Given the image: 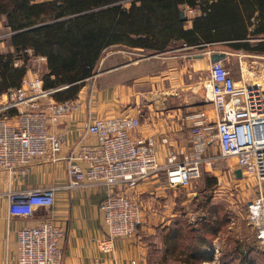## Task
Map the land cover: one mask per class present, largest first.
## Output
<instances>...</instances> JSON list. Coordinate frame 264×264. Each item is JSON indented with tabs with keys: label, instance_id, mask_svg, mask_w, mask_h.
I'll return each mask as SVG.
<instances>
[{
	"label": "built area",
	"instance_id": "1",
	"mask_svg": "<svg viewBox=\"0 0 264 264\" xmlns=\"http://www.w3.org/2000/svg\"><path fill=\"white\" fill-rule=\"evenodd\" d=\"M187 11L194 14L195 8ZM214 53H204L209 68L203 88L211 109L187 117L191 123L188 146L174 142L169 135L159 139L142 136L139 117L124 114L89 116L85 136H93L96 142L82 138L68 148L67 131L58 128L72 120L85 102L91 104L95 84H86L73 99L56 100L54 94L64 87L46 89L38 75H26L19 87L0 95V172L25 176L35 164H67V181L62 186L7 192L10 217H31L37 211L44 214L37 225L17 231L12 264L62 263L66 228L53 210L55 194L61 188L111 190L100 205L107 232L97 248L113 255L117 242L134 236L142 222L141 204L131 192L163 172L171 188L191 185L202 176V164L209 160L206 153L212 144H217L221 158L236 159V170L243 177L255 179L259 195L250 208L264 203V54H237L241 77L236 79L224 60L211 61ZM248 57L254 60L250 64L245 60ZM96 78L93 75L88 80ZM161 148L164 163L160 162ZM113 262L118 264L116 259Z\"/></svg>",
	"mask_w": 264,
	"mask_h": 264
},
{
	"label": "crops",
	"instance_id": "2",
	"mask_svg": "<svg viewBox=\"0 0 264 264\" xmlns=\"http://www.w3.org/2000/svg\"><path fill=\"white\" fill-rule=\"evenodd\" d=\"M189 7L187 3L180 5L181 11ZM196 18H192L190 26L185 23L182 28H193ZM213 32L212 27L208 26L207 32L197 33L198 42L193 45L180 39L184 42L183 47L190 51L186 54L169 56L164 51L155 57L149 54L141 59L135 54L137 52H132L143 51L138 48L127 53L134 55V58L116 64L115 57L121 58L125 51L108 54L104 59V67L107 68L102 73V83L96 86L91 104L85 102L72 120L58 128L67 131L68 148L82 138L91 144L96 142L93 136H85L89 116L117 117L124 114L139 117V133L142 136L159 139L160 136L169 135L174 142L188 146L191 123L187 117L194 112L211 109L205 102L203 88L207 77L199 73L201 65L209 68V57L204 53L225 52L226 61L229 58L228 51H232L227 44L234 42L230 37L212 42L203 39L202 34ZM11 49L8 45L4 52ZM235 52L255 54L245 50ZM65 153H68L67 148ZM160 162H165L164 148L160 149ZM66 181L65 162L35 164L25 176L14 177L7 172H0V264H12L17 231L25 226L37 225L44 217L42 211H37L31 217H10L7 192L62 186ZM172 189L168 185L167 174L163 172L158 178L139 184L131 192L141 204L142 223L134 237L117 242L113 255L97 248L98 240L107 232L100 205L111 190L96 186L57 190L53 210L57 221L66 228L61 264H115L113 259L118 264H132L133 261L136 264H187L169 256L167 252V236L174 230L177 219L176 201L172 197L175 191ZM220 236L208 248L207 259L200 264H254L252 253L242 247V238L236 236L238 241L230 249L225 244L226 238ZM228 251L236 253L235 259L227 257Z\"/></svg>",
	"mask_w": 264,
	"mask_h": 264
},
{
	"label": "trees",
	"instance_id": "3",
	"mask_svg": "<svg viewBox=\"0 0 264 264\" xmlns=\"http://www.w3.org/2000/svg\"><path fill=\"white\" fill-rule=\"evenodd\" d=\"M7 1L0 0V17L8 19L14 33L9 41L12 50L0 54V95L21 85L30 57H44L48 69L43 76L44 87L67 86L54 94L56 100L77 97L86 80L95 75V65L105 42L109 39L111 44L117 43L118 39L113 38L118 31L116 24L127 22L134 29L131 30L133 35H141L143 30L134 28V23L149 16L170 23L172 33L187 44H196L197 33L207 32V27L211 26L213 33L202 34L205 41L230 37L234 42L227 44L229 49L264 54V0ZM126 2L131 4L129 10L124 7ZM6 3L17 8L14 15L6 11ZM184 3L191 8L200 7L202 11L189 30L182 28L186 20L181 19L179 7ZM50 13H53V21L40 19ZM18 17L20 22L16 20ZM143 25L147 27L146 22ZM134 44L149 48L141 42ZM17 60H22L23 64L15 65ZM214 213V218L202 219L195 225L176 222L166 240L168 255L187 264L205 261L208 248L226 222L218 212ZM232 253L230 258L235 259L236 253Z\"/></svg>",
	"mask_w": 264,
	"mask_h": 264
},
{
	"label": "rangeland",
	"instance_id": "4",
	"mask_svg": "<svg viewBox=\"0 0 264 264\" xmlns=\"http://www.w3.org/2000/svg\"><path fill=\"white\" fill-rule=\"evenodd\" d=\"M31 1L38 2L39 0ZM8 2L11 3L10 0H8L7 3ZM7 3L5 5L6 11H9L10 14L14 15L17 8H11L12 5ZM0 7H2L1 4ZM124 7L129 10L131 4L126 2ZM179 11H181L180 7ZM182 11H184L185 14L184 20H186V26H190V23L193 22L192 18H196L202 14L200 7L195 8L194 14L189 13L187 9ZM40 19L44 22L53 21V13L42 16ZM16 20L20 22L19 17ZM142 22H146L147 27H144ZM130 26L131 25L127 22L116 24L115 27H117L118 31L114 33L113 38L115 40L118 39L116 41L117 43L111 44L112 42L109 39L105 42L106 44L100 50V57L95 65V75L97 78L93 80L87 79L88 81L86 80V84L98 85L102 83V73L106 67H104V59L110 53L125 51V54L121 55V58L119 56L115 57L114 63L116 64L125 63L130 58H134V55L130 56L127 53H130L132 49L138 48L143 51L133 50L132 52H137L135 54H138L137 57L141 59L149 54H152L155 57V55H159V53L164 51H167L169 56L190 52L183 47L184 42L172 33L173 29L170 26V23H164L158 18L151 16L143 20L137 19L134 23V28L142 29L143 31H141V35H133L131 30L134 29H131ZM251 29L253 30V27H251ZM13 33L8 19L4 16L0 17V52L7 50L10 37ZM250 41L254 42L253 39ZM135 42L144 43L149 48H141L140 46L136 47L137 45L134 44ZM28 53H31L30 50ZM228 56L229 58L225 63L231 69L234 77L239 79L241 77V70L239 67L237 52L233 50L228 51ZM30 60L28 67L29 70L26 75H38L43 81L44 74L48 72L46 58L30 57ZM245 60L249 62V64L254 61L249 57ZM257 62L258 64H262V61L257 60ZM22 64V60H17L15 62V65L17 66ZM199 68L200 75L208 78V67L201 65ZM84 94L85 91L82 95ZM206 159L209 160H206L202 164V176L198 180L194 181L189 186L172 189L175 191L174 196L172 197L176 201V222H183L186 224L192 223L195 225V223H199L202 219L206 220L210 217L214 218L216 216L214 212H218L220 217H223L226 220V224L224 223L221 228L223 231L219 232V236L222 235L226 238L225 244H227V247L231 249L236 241H238L236 236H239L242 238V247L248 250V253H252L254 264H264V229L261 228L263 220L260 221L258 218H255L252 209L250 208L252 202L255 201L259 195L255 179L249 177L247 174L248 177L246 178L243 176L239 177L236 172V159L231 157L221 158L217 144H212L206 153ZM259 234H262L261 236L263 238H261ZM232 254L231 251L226 252L227 257H231Z\"/></svg>",
	"mask_w": 264,
	"mask_h": 264
},
{
	"label": "water",
	"instance_id": "5",
	"mask_svg": "<svg viewBox=\"0 0 264 264\" xmlns=\"http://www.w3.org/2000/svg\"><path fill=\"white\" fill-rule=\"evenodd\" d=\"M181 15V19L184 20V11H181L180 13ZM226 58V53L225 52H220V53H214L212 56H211V61L212 62H218V61H223L225 60ZM237 175L240 177L242 176V172L240 170H237Z\"/></svg>",
	"mask_w": 264,
	"mask_h": 264
},
{
	"label": "bare ground",
	"instance_id": "6",
	"mask_svg": "<svg viewBox=\"0 0 264 264\" xmlns=\"http://www.w3.org/2000/svg\"><path fill=\"white\" fill-rule=\"evenodd\" d=\"M252 213L255 218H258L260 221L263 220V225L261 228L264 229V205L256 204L252 209Z\"/></svg>",
	"mask_w": 264,
	"mask_h": 264
}]
</instances>
